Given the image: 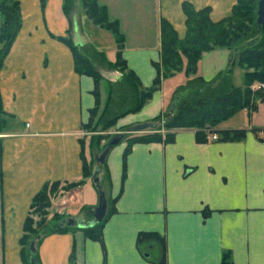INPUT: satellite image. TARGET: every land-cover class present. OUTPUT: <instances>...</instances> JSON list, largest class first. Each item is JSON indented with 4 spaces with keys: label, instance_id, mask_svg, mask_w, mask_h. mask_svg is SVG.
<instances>
[{
    "label": "crops",
    "instance_id": "obj_1",
    "mask_svg": "<svg viewBox=\"0 0 264 264\" xmlns=\"http://www.w3.org/2000/svg\"><path fill=\"white\" fill-rule=\"evenodd\" d=\"M15 1L20 4L21 27L0 70L2 106L12 117V130L0 134L1 264H23L20 239L24 223L45 184L82 182L53 196L47 216L51 223L56 214L64 216L62 221L91 223L86 212L93 214L98 206L100 188L92 177L84 176L82 155L89 162L84 126L95 107V81L76 72L72 51L60 40L71 27L64 0H47L44 8L40 0ZM98 3L107 7L111 22L119 23L125 38L123 59L144 88H150L157 76L163 19L183 40L187 34L184 3L197 11L210 8L213 22L230 17L235 5L234 0ZM77 6L83 9L81 0H76ZM83 17L92 23L86 14ZM80 33L105 56L107 47L117 54L111 32L113 38L102 32L93 35L85 28ZM107 42L111 44L105 47ZM231 66V51L216 48L202 55L197 76L218 85ZM244 74L239 67L232 70L235 87L244 86ZM188 80L185 69L164 79L140 112L117 124L156 127L173 93ZM224 131H243L245 136L225 141L219 135ZM173 132L175 140L170 144L133 145L126 157L125 179V144L107 155L110 192H104L109 205L110 198L117 200L115 213L103 229L105 251L81 229L51 232L37 246L40 264H69L73 248L77 264H103L105 257L107 264H154L159 257L157 248L144 253L137 249L142 232L165 237L167 264H222L225 251L231 253L233 264H264V103L258 101L255 110L243 109L219 125L217 140L208 134L199 143L194 129Z\"/></svg>",
    "mask_w": 264,
    "mask_h": 264
},
{
    "label": "trees",
    "instance_id": "obj_2",
    "mask_svg": "<svg viewBox=\"0 0 264 264\" xmlns=\"http://www.w3.org/2000/svg\"><path fill=\"white\" fill-rule=\"evenodd\" d=\"M235 5L230 17L219 22H213L210 18L211 9L195 10L189 3L183 4L186 16L187 34L183 40L178 38L177 32L167 20L161 21V61L155 64L157 76L150 88H144L139 77L127 67L123 59L122 51L125 38L120 31L117 21H110L107 7L98 3V0H81L83 9L91 22L105 30L110 31L117 43L116 61L108 62L106 56L93 47V45L80 35L81 27L77 24L76 0H64L63 10L70 21V29L67 36L60 38L72 51L75 60V70L80 75L93 78L95 81V107L90 111L88 123L84 129L95 132H103L113 126L127 115L138 113L152 99L153 94L161 87L164 79L174 76L185 69L189 80L176 90L174 103L175 113L165 121L168 133L165 137L160 132L146 136L135 137L132 143L125 149L123 179L126 176V157L135 144L165 143L170 144L175 140L176 130L194 129L197 131V141L204 143L207 140L206 130H212L223 122L232 118L243 109L255 110L257 102L264 103V88L255 90L253 86L258 83L264 86V26L259 30L257 24V11L259 0H234ZM44 8L47 0H40ZM0 70L9 49L21 27L20 4L15 0H0ZM216 48H226L232 53V66L226 72L225 78L215 85L216 81L207 82L197 76L198 63L204 53ZM94 62H104L109 68L117 71L119 76L109 82L108 98L105 106L101 108L100 83L103 75L96 68ZM186 62V65H185ZM185 66V68H184ZM239 67L245 71L244 86L235 87L231 82V72ZM193 76V77H191ZM191 77V78H190ZM118 93V94H117ZM116 96H119L116 98ZM173 103V104H174ZM7 115L2 106L0 94V134L6 130ZM225 141L241 140L245 136L243 131L219 132ZM83 147L84 143L82 142ZM2 141L0 139V154ZM95 147L94 143H90ZM99 147V143L97 144ZM83 155V172L85 177H91L89 164ZM82 185L67 184L63 190L69 191ZM97 185V184H96ZM98 186V185H97ZM61 183L45 184L42 190L34 197L29 215L23 227V236L20 239L21 256L23 264H30V249L27 244L30 236L37 237V246L49 233H66L70 227H60L63 217L54 215L51 223L45 221L34 227V216L46 218L49 214L51 201ZM100 187V186H99ZM98 187V188H99ZM101 189L99 188V192ZM110 201V208L105 220L96 225L83 229L86 238L99 242L105 251L103 241V229L107 219L115 213V202ZM205 217L209 212L205 211ZM33 238V239H34ZM32 239V240H33ZM30 240V242L32 241ZM30 246V243L29 245ZM150 247L157 248L159 257L154 264H167L166 239L157 233L142 232L137 238V249L145 252ZM29 252V255H28ZM36 264H40L37 251L35 253ZM69 264H77L76 249L73 248L69 257ZM107 264L105 257L104 263ZM222 264H233L229 251L222 256Z\"/></svg>",
    "mask_w": 264,
    "mask_h": 264
},
{
    "label": "rangeland",
    "instance_id": "obj_3",
    "mask_svg": "<svg viewBox=\"0 0 264 264\" xmlns=\"http://www.w3.org/2000/svg\"><path fill=\"white\" fill-rule=\"evenodd\" d=\"M85 11L82 9V7L80 6H77L76 7V14H77V24L78 26L82 27V30L81 32H83V28H85L88 32L92 33L93 35H96L98 32H102L103 35H106V36H111V38H113L112 34L106 30H102L100 31V29H97L94 27L93 23H90L88 21V19H86L84 16V13ZM85 19V20H84ZM0 24H2V21H1V18H0ZM81 37L82 38H85L81 33H80ZM90 42V41H89ZM91 43V42H90ZM111 43H108L106 44L105 47H107V45H110ZM2 47V45L0 44V48ZM107 55H106V59L108 62H112L114 63L116 61V55L113 54L112 52H110V50H108L109 48L107 47ZM95 63V66L96 68L100 71V73L104 76L103 77V80L101 81L100 83V95L103 93V91H107L105 95H107V98H108V89H109V82L111 81H114L116 80V77L119 76V73H116L118 72L109 68L104 62L101 64L100 62H94ZM243 70V69H242ZM243 71H246V70H243ZM235 72V71H234ZM235 74V73H234ZM241 74H238V76H240ZM242 77V75L240 76ZM242 79V83L241 85H243V78ZM264 88V86H260V84L256 83L253 88L255 90L259 89V88ZM176 92V91H175ZM173 93V96L171 98V101L169 102V106L167 107L166 109V112L164 113L163 117H161L159 119V121H157L158 123L156 124V127L155 129H149V130H146V131H143L141 133H135L133 130H134V127L133 126H119L118 124H116L115 126L107 129V130H104L103 132H95V131H89V130H86L85 131L87 132V136L86 138L88 139V144H89V149H88V153L90 152V160L88 162L89 164V170L91 172V177L93 178V174L96 172V171H101L99 173V181L96 183L98 186H100L101 190L102 191H107V192H110V176H109V173H108V170H107V166H106V162L104 164H101L99 161H98V158L100 157V155L106 150V148L109 146L110 142L116 138V137H119L121 135H124V139L122 140V142L119 144H125V149L129 148L128 146L132 143V140L133 138L135 137H142V136H146L148 134H152V133H155V132H160L162 134L163 137L166 136V134L168 133L167 129L165 128V121L168 120L169 116L170 115V110L172 109V106H173V103H174V100H175V94L176 93ZM118 94V93H117ZM101 96V108H103L105 106V97L106 96ZM116 98H118L119 100V96ZM7 124H6V129H9V130H12V122H11V119H9L7 117ZM88 123V122H87ZM155 125V124H154ZM221 125V124H220ZM219 126H217L216 128L212 129V130H206L205 133L206 135L208 134H211V135H214L217 133V128ZM264 137V136H263ZM94 143L95 147H91L90 146V143ZM99 143V147H97V144ZM117 145V146H119ZM116 147V146H115ZM114 147V148H115ZM113 149V148H112ZM111 149V150H112ZM66 186V185H65ZM64 186H61L58 190H57V194L61 191H65L63 190ZM95 188V191L98 193V189ZM105 189V190H104ZM110 197V196H109ZM98 199H99V195H98ZM110 201H112V199L110 198L109 200V203ZM109 205V204H108ZM110 206V205H109ZM86 214L88 215V219L90 221H92L91 223L93 225H96V220L94 219L93 217V214H89L88 212H86ZM57 216L59 217H64L63 215L61 214H57ZM33 218H34V227H36L39 230V227L38 225L40 224H43L44 223V220L47 221L48 218H44V217H37V216H34L33 215ZM88 221V220H87ZM58 223H61L60 220L57 221ZM34 238V236H30L29 237V241H28V244H27V250H28V245L30 243V240H32ZM29 251V250H28ZM147 252V250L145 251ZM28 255H29V252H28ZM30 256V255H29ZM1 264V262H0Z\"/></svg>",
    "mask_w": 264,
    "mask_h": 264
},
{
    "label": "water",
    "instance_id": "obj_4",
    "mask_svg": "<svg viewBox=\"0 0 264 264\" xmlns=\"http://www.w3.org/2000/svg\"><path fill=\"white\" fill-rule=\"evenodd\" d=\"M257 24H258V28L259 30L261 29L262 26H264V0H259L258 2V11H257ZM233 57V56H232ZM175 109H176V102L173 104L172 109L170 110V115L172 116L175 113ZM168 119H170V117ZM149 129H155V126L152 124H141V125H137L134 127V132L135 133H141L143 131L149 130ZM124 139V135H121L119 137L114 138L109 146L106 148V150L100 155V157L98 158V161L101 164L105 163L106 157L109 154V152L111 151L112 148H114L115 146L119 145L122 140ZM101 171H96L93 174V181L95 183H97L99 181V173ZM108 199L106 197V194L104 191H100L99 192V202H98V206L94 209L93 212V216L94 219L96 220L97 223H101L105 220V218L107 217L108 214ZM92 223H87V222H81L78 221L77 219H69L66 221H62L60 224V227H70V228H77V229H85L89 226H91ZM43 237V234L38 235L37 237H35L31 242H30V264H36V259H35V253L37 251V242L38 240H40ZM148 256V255H146Z\"/></svg>",
    "mask_w": 264,
    "mask_h": 264
},
{
    "label": "built area",
    "instance_id": "obj_5",
    "mask_svg": "<svg viewBox=\"0 0 264 264\" xmlns=\"http://www.w3.org/2000/svg\"><path fill=\"white\" fill-rule=\"evenodd\" d=\"M211 139H212V140H217V139H218V137H217V135H216V134H214V135H211Z\"/></svg>",
    "mask_w": 264,
    "mask_h": 264
}]
</instances>
